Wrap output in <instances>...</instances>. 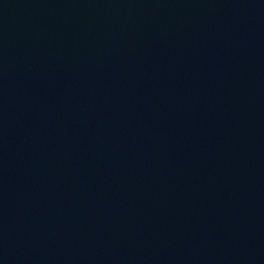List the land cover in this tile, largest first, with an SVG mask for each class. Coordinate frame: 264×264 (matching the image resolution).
<instances>
[{"label":"water","instance_id":"95a60500","mask_svg":"<svg viewBox=\"0 0 264 264\" xmlns=\"http://www.w3.org/2000/svg\"><path fill=\"white\" fill-rule=\"evenodd\" d=\"M0 264H264V0H0Z\"/></svg>","mask_w":264,"mask_h":264}]
</instances>
